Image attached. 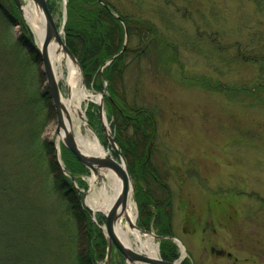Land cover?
<instances>
[{
	"label": "rangeland",
	"instance_id": "1",
	"mask_svg": "<svg viewBox=\"0 0 264 264\" xmlns=\"http://www.w3.org/2000/svg\"><path fill=\"white\" fill-rule=\"evenodd\" d=\"M107 1L132 21L145 19L154 23L158 37L162 38L160 44L155 42L139 58V50L150 43V37L141 42L135 30L133 36L129 34L123 71L114 84L115 94L125 101L127 110L145 108L153 117L155 137L145 143L142 136L137 153L143 154L144 148L148 151L150 146L152 169L172 195L169 201L166 190L148 171L146 177L133 178L136 225L158 234L154 205L143 204L141 208L136 199L140 187L157 203H165L173 236L186 248L191 264H264V62L247 59L250 54L264 52L257 50V42L249 47L250 51L246 49L251 33L257 29L264 31L263 14L246 0ZM52 3L54 18L61 27L64 0ZM21 33L19 23L0 15V40L18 41ZM62 36L65 38V27ZM173 49L177 50L178 61L173 57ZM37 65L42 71L41 60ZM43 82L41 85L47 86L45 76ZM60 87L68 95L65 81L60 82ZM86 90L96 100L99 92L88 87ZM96 101L99 107L100 98ZM91 102L82 103L87 118ZM106 114L108 117L107 109ZM3 126L5 132L0 131V142H8L9 147L4 143L3 150L12 158L16 148L10 146L9 139L12 132L17 135L20 131L13 124ZM56 128L55 113L41 134L54 146ZM120 132L123 138L139 139L133 128H125L123 123ZM3 134L9 136L8 140H3ZM63 146L61 143L65 166ZM105 147L116 157L111 146ZM126 160L128 166L134 164L132 154ZM12 162L14 159H9ZM90 175V170L88 174L74 175L83 189L79 194L87 208L84 194L89 189ZM40 199L48 213L45 218L55 219V209L58 215L66 216L57 209L56 197L41 194ZM89 210L92 221L100 224L104 234L106 218L102 223L98 215L103 214ZM26 227L24 223L22 228ZM82 232L87 233L85 228ZM161 240L155 236L159 249ZM70 242L79 247V241ZM176 245L181 254V247ZM106 257L98 264H126L115 247L110 263Z\"/></svg>",
	"mask_w": 264,
	"mask_h": 264
},
{
	"label": "trees",
	"instance_id": "2",
	"mask_svg": "<svg viewBox=\"0 0 264 264\" xmlns=\"http://www.w3.org/2000/svg\"><path fill=\"white\" fill-rule=\"evenodd\" d=\"M104 1L107 6L98 0H67L65 39L80 62L87 87L102 92L105 83H108V94L105 95L108 118L112 121L113 134L123 153L134 157V164L129 165L132 177H146L147 171L150 172L152 178L166 190L170 201L171 191L152 169L147 148H144L143 154L137 153L142 136L145 143L155 137L153 117L145 108L127 110L125 101L115 94L114 84L122 74V60L129 49L101 71V66L121 50L124 41L123 24L113 11L126 21L131 36L135 30L141 42L150 37V43L145 45L144 50H139V58L155 42L160 44L162 38L158 37V28L154 23L145 19L132 21L109 1ZM246 1L252 2L256 12L264 16V0ZM48 5L54 13L52 0H48ZM0 15L10 22L19 23L22 32L18 41L0 40V131L5 132L3 124H13L20 131L12 135V128L10 132V146L16 148V155L12 154V158L8 151L3 150L8 142L4 141L5 145L0 142V264H98L107 255L106 237L100 224L92 221L91 211L82 203L70 177L60 169L54 155L55 146L41 137L47 121L54 118L55 110L48 87L41 85L44 74L37 65L40 61L39 49L14 0H0ZM250 37L251 42L246 43V49L250 51L249 47L257 42V50L264 52V31L254 30ZM172 53L178 61L177 50L173 49ZM248 57V60L257 58L264 62V54L261 53ZM98 108L94 102L89 103L88 121L97 130L104 145L108 146ZM121 123L125 128H133L139 139L123 138ZM2 137L8 140L9 136L3 134ZM6 146L9 147V144ZM151 153L152 149L150 156ZM63 156L65 168L73 175L89 173V169L64 146ZM8 157L14 162L10 164ZM139 188L135 195L140 207L150 203L156 209L154 219L158 234L173 236L165 203H157L147 190ZM41 194L56 197L57 209L66 216L58 215L55 209V219L45 218L48 213L44 210ZM98 217L103 223L104 216L99 214ZM24 223L26 228H22ZM84 228L86 234L82 232ZM70 241H79V247L73 246ZM160 250L165 260L173 261L180 257L178 246L170 238L161 240ZM182 264H191L189 257Z\"/></svg>",
	"mask_w": 264,
	"mask_h": 264
},
{
	"label": "water",
	"instance_id": "3",
	"mask_svg": "<svg viewBox=\"0 0 264 264\" xmlns=\"http://www.w3.org/2000/svg\"><path fill=\"white\" fill-rule=\"evenodd\" d=\"M18 8L23 13V1L22 0H14ZM35 5L39 8V10L42 12L45 23H46V35L45 39L43 41V44L41 46H38L35 42L34 43L39 49V55L40 60L43 63L42 72L47 80V87L49 90V94L52 99V105L54 107L56 116H57V128H56V137L61 136V143L70 150L76 158L85 166L87 167L91 174L95 173L98 174L100 170L104 169H113L118 176L121 179V190L119 192V195L116 199V201L113 203L111 208L107 213L100 212L104 215L106 218V224L103 228L107 245H108V252L106 260L108 263L111 262L112 253L114 247L124 256L126 264H139V263H148V264H182L183 260L188 256V253L186 252V248L184 245L180 242L178 238L175 236L170 235H158L151 231H146L142 228H140L136 224H131L132 227H136L141 231H146L147 233L154 234L157 238H170L173 239L179 246L181 247V255L178 259L170 261L165 260L161 256L153 257L150 255H147L145 253H141L137 250H134L133 248L127 246L118 236L116 232V226L122 215L127 211V206L130 197H133V190H134V181L133 177L130 173L129 166L126 160L125 154L122 152V150L119 147L118 142L115 139V136L113 134L110 122L108 121V117L106 114V102H105V91L107 88V82L102 92H99L98 97L100 98L99 105V114L101 119V124L105 133L106 140L108 144L113 148L116 157L112 154L103 152L102 154L95 155L88 153L84 151L82 148L79 147L75 133L74 131L69 128L67 129L65 124V115H66V109L62 100V90L60 87V83L58 82L56 78V74L54 72V68L52 65V61L48 52V46L52 40H56L62 51L72 60L74 65L78 68L81 75H83V70L80 65V62L77 58V56L74 54L72 49L68 46L66 40L63 38L62 33H64V27L67 19V0H64V17H63V23L61 27L57 25V22L54 18V15L48 5V0H32ZM101 4L107 6V3L104 0H98ZM113 14L122 22L125 36H124V42L121 50L116 53L114 56L109 58L102 66L101 71L108 65H110L118 56L123 54L128 46V39H129V33H128V26L126 24V21L120 16L117 12L113 11ZM25 19V18H24ZM28 24V23H27ZM29 26V24H28ZM30 28V26H29ZM31 30V28H30ZM32 32V30H31ZM84 76V75H83ZM83 84L85 88L87 89V86L84 82V79L82 77ZM70 92V85L68 86V94ZM94 103H98L96 100L90 98L88 99ZM82 118L86 122V126L95 132L97 135V138L101 141L97 131L91 126V124L88 122V118L86 115H82ZM62 129L64 130V133L62 134ZM60 143V145H61ZM60 145L57 143V140L55 141V147L57 152V161L60 166V169L64 174H66L73 182L74 187L79 191H83L76 182V177L68 171L62 160L61 151H60ZM85 196V194H84ZM87 205V204H86ZM89 209H91L88 206ZM93 219H95L93 217ZM159 245V244H158ZM160 250V249H159ZM218 253L222 254L223 250H217Z\"/></svg>",
	"mask_w": 264,
	"mask_h": 264
},
{
	"label": "bare ground",
	"instance_id": "4",
	"mask_svg": "<svg viewBox=\"0 0 264 264\" xmlns=\"http://www.w3.org/2000/svg\"><path fill=\"white\" fill-rule=\"evenodd\" d=\"M23 1V18L29 24L38 46L43 44L46 35L45 18L39 8L32 0ZM48 52L52 61L56 78L60 83L65 81L67 87L70 85L68 95L62 94V100L66 109L65 124L67 129L71 128L80 148L84 151L99 155L108 153L105 146L97 138L95 132L86 126L85 112L82 103L94 98L86 90L82 75L72 60L62 51L59 43L52 40L48 46ZM99 97H95L97 100ZM64 130L62 129V134ZM60 145L61 136L56 137ZM89 189L85 192L84 202L94 213H107L116 201L121 190V179L113 169L100 170L98 174L92 173L88 178ZM136 224L135 200L130 197L127 211L122 215L116 226V232L120 239L129 247L147 255L158 257L159 245L155 241V235L132 227ZM148 264V263H139Z\"/></svg>",
	"mask_w": 264,
	"mask_h": 264
},
{
	"label": "flooded vegetation",
	"instance_id": "5",
	"mask_svg": "<svg viewBox=\"0 0 264 264\" xmlns=\"http://www.w3.org/2000/svg\"><path fill=\"white\" fill-rule=\"evenodd\" d=\"M120 149H121V148H120ZM121 150H122V149H121ZM148 152H149V154H148V158H149V160H150V146H149ZM208 223H209V220H207L205 224L208 226ZM207 226H206V227H207ZM206 227H205L204 230H206ZM212 250L215 251V248H212Z\"/></svg>",
	"mask_w": 264,
	"mask_h": 264
}]
</instances>
